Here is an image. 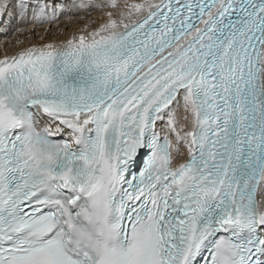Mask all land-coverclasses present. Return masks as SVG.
Wrapping results in <instances>:
<instances>
[{
	"label": "snow or ice",
	"instance_id": "snow-or-ice-1",
	"mask_svg": "<svg viewBox=\"0 0 264 264\" xmlns=\"http://www.w3.org/2000/svg\"><path fill=\"white\" fill-rule=\"evenodd\" d=\"M9 8L102 20L0 58V264H264V0Z\"/></svg>",
	"mask_w": 264,
	"mask_h": 264
},
{
	"label": "bare ground",
	"instance_id": "bare-ground-1",
	"mask_svg": "<svg viewBox=\"0 0 264 264\" xmlns=\"http://www.w3.org/2000/svg\"><path fill=\"white\" fill-rule=\"evenodd\" d=\"M78 2V0H74ZM96 3H104L106 0H94ZM121 5L133 0H117ZM139 2V0H136ZM100 10L79 11L70 8L60 14L56 21L47 22L43 25L27 23L21 20L12 8L0 11V58L4 55H12L22 48L43 42H59L69 38L73 33H78L86 27L92 28L101 22ZM24 29V31H20Z\"/></svg>",
	"mask_w": 264,
	"mask_h": 264
}]
</instances>
